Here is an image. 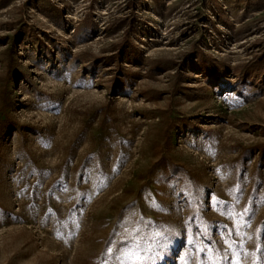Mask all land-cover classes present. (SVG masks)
<instances>
[{"label": "rangeland", "instance_id": "1", "mask_svg": "<svg viewBox=\"0 0 264 264\" xmlns=\"http://www.w3.org/2000/svg\"><path fill=\"white\" fill-rule=\"evenodd\" d=\"M225 252L264 264V0H0V264Z\"/></svg>", "mask_w": 264, "mask_h": 264}, {"label": "snow or ice", "instance_id": "2", "mask_svg": "<svg viewBox=\"0 0 264 264\" xmlns=\"http://www.w3.org/2000/svg\"><path fill=\"white\" fill-rule=\"evenodd\" d=\"M59 235V233H58ZM157 235H162L161 233H157ZM164 245H161V248H163ZM109 252L112 251L111 248L108 249ZM160 253H154L152 256H144V255H135L134 257H128V259H134L136 261H143V260H154L157 256H159ZM223 260L225 261V264H231V262L229 261V256L228 253L225 252L224 256H223Z\"/></svg>", "mask_w": 264, "mask_h": 264}]
</instances>
